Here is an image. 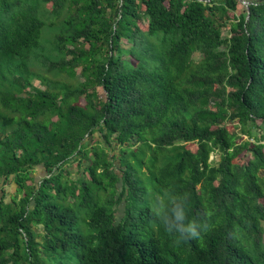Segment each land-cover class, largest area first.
Here are the masks:
<instances>
[{
    "label": "trees",
    "instance_id": "trees-1",
    "mask_svg": "<svg viewBox=\"0 0 264 264\" xmlns=\"http://www.w3.org/2000/svg\"><path fill=\"white\" fill-rule=\"evenodd\" d=\"M246 1L0 0V264H264V0ZM35 61L83 81L35 88ZM162 187L199 239L153 219Z\"/></svg>",
    "mask_w": 264,
    "mask_h": 264
},
{
    "label": "clouds",
    "instance_id": "clouds-1",
    "mask_svg": "<svg viewBox=\"0 0 264 264\" xmlns=\"http://www.w3.org/2000/svg\"><path fill=\"white\" fill-rule=\"evenodd\" d=\"M189 206V196L171 187L157 191L149 205L153 219L168 233L176 234L180 239H199L208 226L189 218Z\"/></svg>",
    "mask_w": 264,
    "mask_h": 264
},
{
    "label": "rangeland",
    "instance_id": "rangeland-1",
    "mask_svg": "<svg viewBox=\"0 0 264 264\" xmlns=\"http://www.w3.org/2000/svg\"><path fill=\"white\" fill-rule=\"evenodd\" d=\"M245 9V6L243 4H241L237 10L236 13H231V15L233 16V14L238 15L239 13L243 12ZM51 5H42L41 7V15L45 18H47L50 14H51ZM50 35L48 36V34H46V38L53 37L54 32L49 33ZM229 36V31L227 28L223 29V37H228ZM128 44L123 43V47H127ZM47 47H50L49 45H47ZM195 59H200V56L198 53H196L194 55ZM67 59H69L70 57H66ZM127 57L125 56V59ZM30 72L34 75L31 79V83L32 86L35 88H40V89H47L48 86H52L54 84H59V83H67L69 85H76L77 82L79 81H83V78L80 76V70H77V76L76 78H71L69 76H67L66 74H63L62 76H54L52 72L47 71L46 67L42 66L40 62L35 61V63L33 65H31L29 67ZM46 78V79H44ZM6 87L9 88L8 83H5ZM57 86V85H56ZM32 87H28L27 90H31ZM53 88V87H52ZM99 93L103 95V93L101 92V89L98 88ZM80 103L83 104V99L80 100ZM189 148L195 150L196 149V145L190 144L188 145ZM210 160L213 163H217L220 160V154L215 152L211 155ZM67 168V174L70 178H72L73 180H76L79 176L83 175V171L81 170V168L77 165V163H72L69 164L67 166H65ZM46 175L45 170L42 167L37 168L36 170H34V172L31 174L33 180L29 181L28 184L31 185L32 183H34V185H39V182L42 180V178ZM11 185V183H8V186ZM14 186V185H13ZM2 188V187H1ZM13 189H17L16 185L13 187ZM15 194H17V191L15 192ZM23 196V194L19 195L18 197ZM72 200V199H71Z\"/></svg>",
    "mask_w": 264,
    "mask_h": 264
},
{
    "label": "crops",
    "instance_id": "crops-1",
    "mask_svg": "<svg viewBox=\"0 0 264 264\" xmlns=\"http://www.w3.org/2000/svg\"><path fill=\"white\" fill-rule=\"evenodd\" d=\"M8 183H11V185L8 186ZM8 183H5L2 186V188H0V199L2 197H5V201L9 203L11 202V199L15 196L16 189H13V187L15 186L14 183L12 182H8Z\"/></svg>",
    "mask_w": 264,
    "mask_h": 264
},
{
    "label": "water",
    "instance_id": "water-1",
    "mask_svg": "<svg viewBox=\"0 0 264 264\" xmlns=\"http://www.w3.org/2000/svg\"><path fill=\"white\" fill-rule=\"evenodd\" d=\"M241 3L243 4V5H245L246 7H248L249 6V2L248 1H246V0H241ZM248 11H249V8H248Z\"/></svg>",
    "mask_w": 264,
    "mask_h": 264
},
{
    "label": "bare ground",
    "instance_id": "bare-ground-1",
    "mask_svg": "<svg viewBox=\"0 0 264 264\" xmlns=\"http://www.w3.org/2000/svg\"><path fill=\"white\" fill-rule=\"evenodd\" d=\"M2 91V90H1Z\"/></svg>",
    "mask_w": 264,
    "mask_h": 264
}]
</instances>
